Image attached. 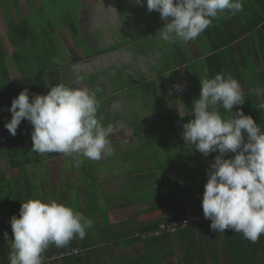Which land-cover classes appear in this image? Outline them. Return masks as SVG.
Instances as JSON below:
<instances>
[{
    "label": "trees",
    "instance_id": "16d2710c",
    "mask_svg": "<svg viewBox=\"0 0 264 264\" xmlns=\"http://www.w3.org/2000/svg\"><path fill=\"white\" fill-rule=\"evenodd\" d=\"M66 19L67 22L71 21L68 22L69 29L77 37L81 32L78 22L73 18ZM7 24L8 40L5 39L3 43L8 46L4 49V46L0 45V70L6 68L12 72V64L16 63L13 61L11 64V61L15 58L34 63L35 70L38 66L44 67L35 60L39 56L38 52H34V59L30 50L20 40H16L18 38L14 33L16 30H23V25L16 26L10 17H7ZM207 29L201 36L211 41L214 35V44L208 50L212 51L213 55L222 54L219 50L222 37L219 42L216 39L217 34V37L220 36L219 27L213 32ZM150 31H154V28ZM10 45L12 48H9ZM42 46V50L47 47ZM59 48L60 45L52 50ZM166 51L173 56L171 48ZM59 56L60 54L55 53L53 59H48V63L56 65ZM215 58L217 59L216 56ZM231 59L235 62L234 65L232 62L230 65L225 64L224 68H218L220 71L217 73L225 74V77L230 75L236 80L241 79L247 86L245 90L242 87L245 105H237L233 109L242 108L245 115H251L264 131V110L257 108L262 98L252 92L257 86L264 88V69H259V62L252 56L246 58L243 67ZM23 63L25 64L24 61ZM175 63V59L168 56L166 65L157 69L158 74L174 68ZM20 71L23 74L22 68ZM9 72L6 71V75L0 78V155L2 157L3 149L11 164L9 171H0V264H9L13 239L10 223L12 216L19 215L23 201L40 198L37 188L41 189L42 186V190L51 191L48 188V180L35 184L32 179H35L34 175L39 174V171L31 170L30 164L36 165L40 160L34 161L30 157L27 153L29 147L23 142V136L27 134L23 133L29 129L30 123L23 120L15 136L5 128V123L11 119L12 114L3 107L10 109L13 98L25 89L31 94L20 80L7 79ZM184 79L187 89L182 90L180 109L183 116L179 122L175 120L171 105L165 106L172 115L157 116L154 122L158 125L165 123V129L172 132L175 130L176 139L172 144L168 142V136L162 134L160 139L161 142L164 140L165 146L163 152L157 153L148 142L147 136H142L137 138L140 150H136V147L130 148L131 146L122 147L119 142L113 155L98 161L88 160L76 154L67 158L69 175L75 181L59 182L58 189L52 191H56L57 195L62 193L60 203L72 207L94 223L86 230L83 240L73 239L64 247L50 244L42 253V264H264V235L256 243H252L241 233L231 229L213 232L210 230L211 221L204 217L202 199L210 169L208 161L211 156L216 157L218 152L205 156L196 150L195 145L186 144L183 138V125L192 118L189 113L196 98L195 93H200L203 80L198 73L190 78L184 76ZM64 85L70 86L67 82ZM46 93L47 91H44L42 95ZM219 110L223 118L231 117L222 107ZM142 117L144 122L135 120L134 123L145 132L148 129L143 126H151V122L147 114L143 113ZM108 122L109 120H106L102 124L107 126ZM161 130L163 129L159 132ZM109 139L111 140V137ZM173 146L180 150L179 162L173 160V163L168 165L166 159L162 160L163 163L157 161L161 153L170 152ZM234 155L229 153L228 157ZM52 156L53 153H48L46 157ZM77 159L82 161L79 166L76 164ZM97 162L107 168L103 167L101 171L96 166ZM50 170L47 166L46 171ZM137 203H146V207L138 210Z\"/></svg>",
    "mask_w": 264,
    "mask_h": 264
},
{
    "label": "clouds",
    "instance_id": "9594fccd",
    "mask_svg": "<svg viewBox=\"0 0 264 264\" xmlns=\"http://www.w3.org/2000/svg\"><path fill=\"white\" fill-rule=\"evenodd\" d=\"M146 7L167 21L159 32L161 40L187 43L196 40L221 13L243 11V0H146ZM81 79L76 77L77 86L58 83L46 94L31 98L27 89L21 91L12 100V116L5 128L15 136L27 120L32 125V151L40 155L76 154L92 161L113 155L109 137L114 129L98 119L96 93L78 86ZM173 87L183 88L179 83ZM252 92L262 98L257 108L264 110V88L257 86ZM244 103V91L232 76L217 73L201 80L199 98L189 113L192 118L183 125V138L205 156L218 152L207 173L202 199L210 230L231 229L256 243L264 235V131L242 108L232 111ZM221 107L232 116L223 118ZM229 153L235 155L228 157ZM81 162L77 159V166ZM10 223L9 264H42V253L50 244L64 247L73 239L83 240L94 221L55 200L32 198L23 201L19 215L12 216Z\"/></svg>",
    "mask_w": 264,
    "mask_h": 264
},
{
    "label": "crops",
    "instance_id": "0c3cea01",
    "mask_svg": "<svg viewBox=\"0 0 264 264\" xmlns=\"http://www.w3.org/2000/svg\"><path fill=\"white\" fill-rule=\"evenodd\" d=\"M28 3L26 4V0H5L4 3L0 1V45L4 46V49L8 46L3 41L6 39L7 30H9L7 17H10L16 26L23 25L24 27L21 31H15L14 36L18 38L16 40H20L30 50L32 56L34 52H38L39 56L37 58L33 56V58H36L35 60L43 64L44 67L38 66L35 70L34 63L31 62V64L26 59L15 58L11 61V64L13 61L16 63V65L12 64L13 71L9 72L6 68H2L0 78L6 75V71L9 72L10 76L6 78L23 82L22 84L31 92V98L32 95H42V92H48L51 86L58 83L65 84L67 82L70 86H77L74 81L76 77H81L78 86H86L96 93L101 108L97 113V116H100L98 119L101 122L109 120L107 126L111 125L114 129L110 136L114 152L117 151L119 142L122 147L131 146L130 148L136 147L137 150L139 149L137 138L147 136L148 142L157 153H160L165 150V146L163 145L164 140L161 142L158 136L162 137V134H166L168 138L174 137L176 139L175 133H170L169 130L165 129V123L158 125L154 122L157 116H169L172 113L176 117V122L181 119L182 91H177L173 86L179 83L183 86L182 90L187 89L184 76L190 78L191 75L198 73L202 79L214 78V75L220 71L218 68H224L225 64L228 63L230 65L231 58L243 67L246 58L249 56L254 57L259 62V69H264V0H243V11L235 15L224 12L219 15L216 22L213 20L208 29L213 32L217 26L219 27L220 36L217 37L218 34L216 35L217 42L222 37L220 40L221 49H219L222 54L219 55H213V52L208 50L214 44V35L211 41L203 35H199L196 40L187 43L179 39L174 43L161 40L159 32L167 21L162 20L157 11L153 14L145 11L146 4L144 3L135 5L142 9L141 14L132 20L130 18L135 12V8L132 7L131 0H105L98 3L97 6L90 0H81L68 11L57 5L58 8L65 10L61 17L46 13L47 7L42 1L30 3L28 0ZM85 10L86 13H94L93 17H95V22L87 25V28L83 25L81 18ZM105 16L114 22L113 35L109 38L105 48H102L101 44L100 47L95 48L93 31L98 27L101 29L102 26L107 31L109 22L100 24ZM60 18L63 22L58 21ZM66 18H73L78 22L80 34L86 37L91 33L93 34L89 40L90 47L84 49L82 53L78 48L77 37L69 29L68 22L71 21L67 22ZM258 20L259 22H257ZM134 26L142 29V33L136 32ZM153 28L154 31H150ZM144 33L149 34V36L152 35L156 44L151 43L148 45L149 48L139 50L140 42L144 40ZM208 35L209 33H207ZM59 36H61L62 43L58 41ZM156 39H158V43ZM57 44L67 46L69 50L74 49L78 54L68 60L64 58V54L61 55V48L52 50L58 46ZM42 45L47 47L42 50ZM133 46L136 47L137 51ZM168 48L173 50V56L167 53L166 49ZM148 49L154 53L152 54ZM147 51L151 55L155 54L154 66H158V61L161 58L166 63V58L169 56L176 61L174 68L158 74L156 68L145 63ZM55 53L60 54V56L56 61L57 64L52 66L47 59H53ZM234 63L232 62L233 65ZM20 68H22L23 74ZM105 70L107 74L102 77L101 71ZM117 73L121 74L123 79L121 83L115 76ZM160 77L165 80L163 84L156 83ZM237 81L240 85L242 84L241 87L245 90L247 86L243 80ZM199 95L200 93H195V99L199 98ZM146 99L150 101H146ZM165 105H171L172 113ZM244 105L245 103L242 106ZM3 109L9 111L6 106ZM232 111L238 110L233 109ZM143 113L148 115L151 122V126L142 125L146 130L148 129L145 132H142V127H136L134 123L135 120L145 121L142 117ZM228 113L232 116V113ZM160 129L163 130L159 132ZM31 133L32 125L30 124L29 129L23 133L25 134L23 142L29 148H32L33 143ZM126 138L128 143H126ZM1 153H5L3 149ZM47 166L50 168V163ZM63 168H66V172L62 176L69 175L70 171L67 166L64 165ZM59 182H63V180ZM67 184L69 183L67 182Z\"/></svg>",
    "mask_w": 264,
    "mask_h": 264
},
{
    "label": "rangeland",
    "instance_id": "374dc122",
    "mask_svg": "<svg viewBox=\"0 0 264 264\" xmlns=\"http://www.w3.org/2000/svg\"><path fill=\"white\" fill-rule=\"evenodd\" d=\"M33 1H42L43 3L46 4V7H47L46 13H49L52 16L61 17V14L63 12H65V10L68 11L69 8H71L72 6L78 4L81 0H29L30 3L33 2ZM90 1L92 3H94V4H96V6H97L98 3H100L101 1H105V0H90ZM131 3H132V7L135 8V12L132 14L130 20H132V18H134V19L137 18L141 14V9H142L138 5L135 6L136 5L135 0H131ZM142 3L146 4V0H142ZM26 4H29L28 3V0H26ZM57 5L64 7L65 10L63 8H58ZM96 8H98V7H96ZM145 8H147V7H145ZM145 8H144V10L146 11ZM98 9H100V8H98ZM86 12L87 11L85 10L82 13V15H81L82 22H83V25L85 27L87 25H91L90 23H94L95 22V17H93V14L94 13H86ZM104 13H105V11H104ZM150 13H154V11H152ZM38 15H41V14L38 13ZM150 17L152 18V15H150ZM58 21L59 22H62L63 20L60 18ZM106 22H109V24H107L108 25L107 31L104 30V26H102L101 29H99V27L96 28V30L93 29L94 30L93 31L94 33L93 34L95 36V38H94L95 39L94 40V42H95V48L96 47H100V44H101V47L102 48H105L108 45L107 43L109 42V38H111L112 35H113L112 33H113V30H114V22L111 19L106 18V16H105V19L103 17V20L100 22V24H104ZM134 29H135L136 32H138L140 34L142 33V29H138L136 26H134ZM93 34L91 33L87 37L84 36V35H82V34H79L78 35L79 37L76 35L77 36V42H78V48H79V50H80L81 53L83 52L84 49H88L90 47L89 40H90V36L93 35ZM143 36H144L143 37L144 40L141 41V42L139 41L140 42L139 50L145 49L146 47L149 48L148 45H150L151 43L152 44H156L155 43V39L153 40L152 35L149 36V34L144 33ZM58 41H60L62 43L61 36H59V40ZM156 41H157V43L159 42L158 39H156ZM9 48H12V46L10 45ZM134 48L136 50V47H134ZM148 51H150L152 54L154 53L150 49H148ZM148 51H147V55L145 56V58H146L145 63L146 64H150V65H152L156 69H158L157 67H160L161 68V67H163V66L166 65L165 62L161 58L158 61V66L157 67L154 66L153 65V62L156 60L155 59V54L154 55H151L150 53H148ZM63 54H64V58L70 60L71 57H75L78 53L74 49H70L69 50V47L62 46L61 45V55L63 56ZM48 59L51 60L50 58H48ZM106 74H107V71L106 70L105 71H101L102 77L104 75H106ZM115 76L118 77L119 83H121V80H123L121 78V74L120 73H117ZM164 81H165L164 78L160 77L157 80L156 83L163 84ZM106 84H107V81H106ZM146 101H150V100L146 99ZM100 110H101V108L98 107V111H100ZM238 110H240V108ZM98 118H100V116H98ZM169 132L174 134L175 133V130H174V132H172V130H169ZM158 138L160 139L161 136H158ZM167 140H168V142L170 144H172V143L175 142L174 137L167 138ZM126 143H128V139L126 140ZM169 151L170 152L165 151L164 154L161 153L160 154L161 155L160 156V159L157 158V161L162 162L163 159H166V162H168L167 164L170 165V164L173 163V160L176 161V162H179L181 160L180 154L178 152L180 150L178 148H176V146H173V148L170 149ZM27 153L30 155V157L32 159H34V161L40 160L39 162L36 163V165H34L33 162H32L33 164H30V165H32L30 167L31 170L35 171V169H37V171H39L38 172L39 174H35L34 175L35 176V179L32 178L33 181L36 182L35 184H37L39 181H42V180L46 181V180H48L47 181V183L49 185L48 188L51 189V191H49L48 189H46V190L43 189L42 190V186H41V189L37 188V191H38L37 193L40 194V199H43L45 201L55 200L57 202H59V200H62V199H60L61 196H62V193L60 195H57V194H55L56 191L53 192L52 190H54L55 188H57V187L60 186V184H58L59 181H62V180L63 181H68V182H72L73 180L75 181V179L72 176L70 177V175L65 174L64 176H62L66 172V168H63V166L64 165L68 166V162H69V160L66 158L67 155L54 153L51 158H48V157H46L47 156V153H45L43 155H40V154H37V153L33 152L32 151V148H27ZM214 160H215V157L214 156H211L209 158V161L208 162H209L210 168H211V165L214 163ZM49 163H50V169H51L50 172L49 171H46L47 165H49ZM91 165H93V164H91ZM96 166L101 171H102L103 167L105 169L107 168L101 162H97L96 163ZM10 167H11V164H10L7 156L3 153L2 154V157L0 155V171H2V170L9 171V168ZM103 171H106V170H103ZM98 173L100 174L99 171H98ZM47 183H45V186L47 185ZM145 207H146V203H137L136 204V208L138 210L143 209Z\"/></svg>",
    "mask_w": 264,
    "mask_h": 264
}]
</instances>
